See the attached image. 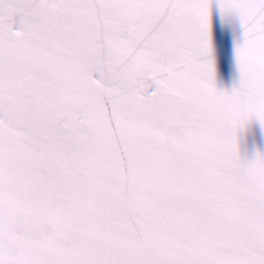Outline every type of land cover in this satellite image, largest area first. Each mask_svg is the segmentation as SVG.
I'll return each mask as SVG.
<instances>
[{
	"label": "snow or ice",
	"instance_id": "1",
	"mask_svg": "<svg viewBox=\"0 0 264 264\" xmlns=\"http://www.w3.org/2000/svg\"><path fill=\"white\" fill-rule=\"evenodd\" d=\"M252 121L264 0H0V264H264Z\"/></svg>",
	"mask_w": 264,
	"mask_h": 264
},
{
	"label": "water",
	"instance_id": "2",
	"mask_svg": "<svg viewBox=\"0 0 264 264\" xmlns=\"http://www.w3.org/2000/svg\"><path fill=\"white\" fill-rule=\"evenodd\" d=\"M220 38L222 41L224 40L222 34ZM239 143L243 157L251 158L257 150L264 152V129L258 122L252 121L241 133Z\"/></svg>",
	"mask_w": 264,
	"mask_h": 264
}]
</instances>
